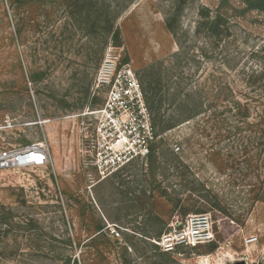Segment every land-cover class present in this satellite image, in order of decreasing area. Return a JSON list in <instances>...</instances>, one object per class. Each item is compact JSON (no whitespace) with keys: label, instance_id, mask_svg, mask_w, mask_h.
<instances>
[{"label":"rangeland","instance_id":"374dc122","mask_svg":"<svg viewBox=\"0 0 264 264\" xmlns=\"http://www.w3.org/2000/svg\"><path fill=\"white\" fill-rule=\"evenodd\" d=\"M222 1L229 34L215 42L198 12L214 13ZM242 7L240 0H0V147L43 142L50 153L45 167L1 175L0 264H264V202L242 225L206 205V183L234 199L254 181L206 161V94L216 89L224 110L239 101L251 122L264 115V12ZM115 14L120 45L107 22ZM166 17L175 19L179 45ZM111 65L130 69L141 90V98H125L129 141L145 139L159 157L149 170L148 157H134L101 179L91 112L107 101ZM140 101L153 140L136 131ZM202 214L212 221L214 251L206 252L207 241L173 253L151 242L176 218Z\"/></svg>","mask_w":264,"mask_h":264},{"label":"trees","instance_id":"16d2710c","mask_svg":"<svg viewBox=\"0 0 264 264\" xmlns=\"http://www.w3.org/2000/svg\"><path fill=\"white\" fill-rule=\"evenodd\" d=\"M240 2L243 5L241 9L243 13L252 11L264 12V0H240ZM224 6L225 1H222L214 13L208 8H202L198 12L201 20L199 24L206 27V38L215 42L226 38L229 34L227 26L229 14ZM116 16L118 17L115 14L112 18H107V22H111L109 32L114 43L120 45L119 28L115 25ZM101 20L100 18V22ZM174 20V18L166 17L165 25L175 38L177 45H179L180 43L177 41V39L179 40L178 31ZM209 56L206 50V58H209ZM216 93L217 90L215 89L214 94H206V100L209 102L208 107L206 106V136L211 141L209 149L206 150V161L220 173L223 172L225 174V172L231 171L229 175L236 173L242 180L253 175L254 181H252L248 189L244 187L245 185H241V189L245 190H241L242 195L240 197L235 195L234 199L229 196H221L218 191L212 189L206 183V205L217 210L224 217L242 225L252 205L259 201L264 202V115L259 116L258 121L251 122L248 119V108L239 101H234L229 107H225L226 110L217 108L216 105L220 104L217 103L218 96ZM225 111L233 113V121H230L225 116ZM194 115L195 113L192 112L187 113V115L183 114V117L191 118ZM150 121L152 120L150 119ZM170 126L168 125L164 128L167 129ZM151 127L153 130L152 123ZM244 132L247 134H244ZM156 136L154 133V138ZM225 141H231V143L223 150L221 143ZM179 150L180 147L174 154L180 155L183 151L181 150L179 153ZM155 153L156 151L149 147L147 157L150 163L147 166L148 170L152 169V161L157 160L159 157ZM251 170L255 171V173L251 172ZM233 180L238 179L233 177ZM162 195L167 197V192L163 191ZM237 198L238 200H236ZM231 206L236 207L238 212L235 214L231 213L229 209ZM207 242L206 252L210 253L216 249L217 245L213 240ZM192 249H195V247H192Z\"/></svg>","mask_w":264,"mask_h":264},{"label":"built area","instance_id":"2783aa9c","mask_svg":"<svg viewBox=\"0 0 264 264\" xmlns=\"http://www.w3.org/2000/svg\"><path fill=\"white\" fill-rule=\"evenodd\" d=\"M112 66V67H111ZM108 73H105L103 82L111 85L107 101L104 107L92 111L96 120L97 151L94 159V167L101 179L114 174L121 167L125 166L131 159L137 156L147 157L149 153L146 140L138 142L129 141L127 126L130 120L126 97L141 98V90L137 79L130 69L117 70L111 65ZM137 114L143 121L136 128L138 133H147L151 140L154 133L142 101L137 105ZM124 113H126L124 115ZM10 120L6 117L3 126H9ZM0 125V129H1ZM143 138V137H142ZM178 146L173 150L177 151ZM49 149L43 142H35L24 146L0 147V179L3 172L11 169H38L49 164ZM113 233L119 235L114 229ZM214 233L212 221L208 215H192L184 220L176 218L170 226L157 239L151 242L163 252L173 253L177 247L195 246L199 242L213 240ZM249 242L254 243L256 237H250Z\"/></svg>","mask_w":264,"mask_h":264},{"label":"water","instance_id":"95a60500","mask_svg":"<svg viewBox=\"0 0 264 264\" xmlns=\"http://www.w3.org/2000/svg\"><path fill=\"white\" fill-rule=\"evenodd\" d=\"M236 264H243L242 262H238V263H236Z\"/></svg>","mask_w":264,"mask_h":264}]
</instances>
